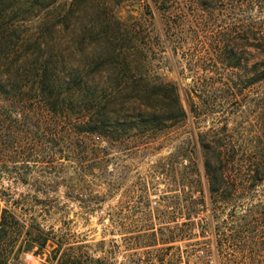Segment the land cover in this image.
I'll list each match as a JSON object with an SVG mask.
<instances>
[{
	"label": "trees",
	"instance_id": "trees-1",
	"mask_svg": "<svg viewBox=\"0 0 264 264\" xmlns=\"http://www.w3.org/2000/svg\"><path fill=\"white\" fill-rule=\"evenodd\" d=\"M163 63L182 67L183 77L191 79L185 99L195 108L237 100L238 86L226 71L242 70L244 89L257 86L255 135L250 129L237 138L233 132L221 137L226 127L203 132L200 158L184 150L179 162L158 167L157 177L136 192L145 204L137 214L153 221H134L138 233L152 231L146 240L139 234L136 245L195 240L205 231L206 225L185 229L165 210H148L146 203L159 194L164 203L176 198L196 205L193 217L207 213L214 223L226 207L228 220L215 227L217 245L242 253L249 264H264V0H0V104L50 118L69 170L92 176L99 186L111 185L116 150L146 153L189 122L179 84L157 69ZM226 90L232 93L225 96ZM175 164L183 167L180 179L162 189L160 175L169 180L164 172ZM9 224L0 215V229L7 233ZM79 249L67 250L57 264H94ZM22 252L2 249L0 264H14Z\"/></svg>",
	"mask_w": 264,
	"mask_h": 264
},
{
	"label": "rangeland",
	"instance_id": "rangeland-1",
	"mask_svg": "<svg viewBox=\"0 0 264 264\" xmlns=\"http://www.w3.org/2000/svg\"><path fill=\"white\" fill-rule=\"evenodd\" d=\"M157 69L165 79L179 84L190 120L174 127L170 136L146 153L116 150L115 159L109 166V188L99 186L92 176L85 177L83 172L75 175L69 170L66 147L63 142L59 141L57 145L54 141L50 118H47L48 122L39 120L29 108H11L7 102L0 104V215H7L11 227L7 233L0 229V251L8 246L22 250L14 264H57L70 248H80L76 252L90 256L95 260L94 264H136L143 261L142 255L146 261H151L149 264H249L242 253L232 252L216 243L217 222L224 225L228 220L226 207L218 210L214 223L207 213L194 218L196 205L178 202L176 198L164 203L159 194L152 195L151 203H146L148 210L150 206L165 210L176 217L179 224L185 225V229L197 223L201 231L206 225L205 231L198 232L199 235L196 232L195 240L189 236L190 239L173 244L149 248L136 245L139 234L146 240L152 231L146 227L145 232L138 233L134 221L142 220L144 225L153 222L146 221L143 214H137V207L142 208L145 204L138 203L136 192L152 181V176L157 177L154 171L158 167H163L167 161L179 162V152L184 150L189 156L200 158L202 149L197 140L203 132L209 131L213 135L226 127L225 131H220L221 137L233 132L237 138L250 129L253 130L251 135H255L253 97L257 86L244 89L242 70L226 71L233 86H238L235 89L239 95L237 100L218 102L217 107L212 108L197 106L196 109L185 99L192 81L183 77L182 67L163 63ZM231 93L226 90L224 94ZM247 93H251L249 98ZM9 113H12L11 118H7ZM54 152L57 157L53 159ZM182 169L177 164L168 166L164 173L168 174L169 180H163L160 175V187L164 189L166 182L178 181ZM201 172L204 175L202 166ZM203 185L208 197L205 178ZM155 220L159 228L158 217ZM123 224L131 233L125 232ZM30 231L32 235L28 236ZM45 240V247L40 249ZM198 240L207 244L195 245Z\"/></svg>",
	"mask_w": 264,
	"mask_h": 264
},
{
	"label": "built area",
	"instance_id": "built-area-1",
	"mask_svg": "<svg viewBox=\"0 0 264 264\" xmlns=\"http://www.w3.org/2000/svg\"><path fill=\"white\" fill-rule=\"evenodd\" d=\"M155 204H156V203H155ZM141 258H143V259H142V260H143L142 262H144V263L147 262V261H146V258L144 257V255H142Z\"/></svg>",
	"mask_w": 264,
	"mask_h": 264
}]
</instances>
